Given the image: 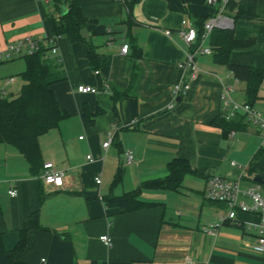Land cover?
<instances>
[{
	"label": "crops",
	"instance_id": "obj_1",
	"mask_svg": "<svg viewBox=\"0 0 264 264\" xmlns=\"http://www.w3.org/2000/svg\"><path fill=\"white\" fill-rule=\"evenodd\" d=\"M54 2L0 0V51L17 38L47 34L46 15L58 14ZM78 3L87 19L83 41L62 34L57 42L65 79L53 92L65 115L38 137L42 161L62 169L64 183L43 184L19 151L0 142V264L35 211L40 228L27 231L25 248L7 264H264V252L250 247L259 232L256 214L238 212L213 235L203 230L226 212L221 202L204 197L207 176L241 173L240 186L259 185L264 193L252 180L264 176L258 129L244 119L228 131L216 123L224 85L232 86L234 100L245 102L244 82H234L229 68L213 61L212 51L196 52L198 72L190 89L166 108L173 86L185 76L179 66L187 49L178 36L181 21L188 18L195 26L211 6L206 0H137L127 10L120 0ZM230 28L236 39L252 40L232 50L229 62L262 70L251 104L264 112V20L239 19ZM89 44L108 58L106 64L91 68ZM7 76L13 75H0V82ZM81 84L96 92L78 93ZM108 134L111 143L103 148ZM126 150L133 154L130 163L124 162ZM173 158L187 160L197 173L185 174L175 190L140 187L139 198L155 205L123 211L104 202L105 196L166 176ZM102 234L109 245L99 239Z\"/></svg>",
	"mask_w": 264,
	"mask_h": 264
},
{
	"label": "trees",
	"instance_id": "obj_2",
	"mask_svg": "<svg viewBox=\"0 0 264 264\" xmlns=\"http://www.w3.org/2000/svg\"><path fill=\"white\" fill-rule=\"evenodd\" d=\"M135 1L137 0H124L123 4L129 10ZM61 5L65 7L63 14L59 13ZM54 6L58 14H48L45 17L47 34H64L71 42L83 41L81 29L86 24L87 19L81 12L78 0H55ZM217 10L218 4L211 7L210 13L205 17L197 19V24L195 23L196 40L192 48L200 43L204 21L209 16L214 15ZM222 14L230 17L233 22L239 19L264 20V0H229L224 6ZM251 43V39H236L233 28H214L208 37L213 61L226 65L238 80L244 82L245 102L252 106L251 103L256 98L257 88L262 79V70L258 67L229 62V54L232 50L248 47ZM22 56L25 68L21 74L23 84L20 90L14 96H0V142L11 145L19 151L26 159L29 172L39 178L43 171V161L38 137L55 127L65 115L53 92V85L64 80L65 75L59 69L61 64L53 62L47 54L46 47L42 45L32 53H25ZM87 57L93 69L108 62V58L96 53L90 44L88 45ZM88 117V111L84 110L82 113L83 120L88 121ZM243 119L244 117L238 114L233 119L226 120L220 113L216 123L224 131H228L231 128H236ZM260 149L264 150V148ZM167 170V175L162 178L142 182L139 188L135 190L120 195L110 194L105 196L103 200L107 205L119 207L123 211L151 207L155 204L139 198L140 187L175 190L185 174L197 173L196 169L182 158L171 159L167 164ZM120 175V170H118L114 182L119 180ZM262 187L264 188V186ZM36 213L35 211L29 216L19 231V240L10 251L5 264L13 261L14 255L25 248L27 231L32 228H40Z\"/></svg>",
	"mask_w": 264,
	"mask_h": 264
},
{
	"label": "built area",
	"instance_id": "obj_3",
	"mask_svg": "<svg viewBox=\"0 0 264 264\" xmlns=\"http://www.w3.org/2000/svg\"><path fill=\"white\" fill-rule=\"evenodd\" d=\"M124 3V0H120ZM229 0H206V3L213 7L218 4L217 12L209 16L203 23V32L198 46L192 48L196 40V28L192 22L185 18L181 21V27L178 30V36L187 46L184 52V58L179 63V66L185 71V76L181 81L177 82L171 90V101L166 105V108L171 109L174 106L176 99L184 95L190 89V82L198 72L197 66L194 61L196 52L202 54H210L211 48L203 45V42L208 39L209 34L214 28H230L232 26V19L222 14L224 6ZM61 34H45L42 38H33L31 36H24L15 40L9 41L5 44L4 48L0 51V61L10 59L14 56L22 55L25 53H32L37 50L40 45L46 47L47 54L52 58L53 62L61 64L58 55V40ZM128 50V44L123 43L120 46L121 54H125ZM233 75V74H232ZM14 81L13 76L3 77L1 79L2 87L0 88V96H6V87ZM233 81L237 82L238 79L233 75ZM78 93L96 92V89L89 85H78L76 87ZM232 86L229 84L224 85V90L220 94L222 116L226 120L233 119L238 114L244 117V120L249 125L258 129L260 134V148H264V112L255 109L253 106L246 102H238L234 100L230 92ZM112 134H108L106 140L102 143L103 148L110 145ZM89 157V156H88ZM133 159L132 151L126 150L124 152V162L130 163ZM231 165L235 162L231 161ZM43 171L39 175V179L45 185L55 188H60L64 183V171L53 165L52 162L46 161L42 165ZM242 174H236L235 178H227L222 175H209L206 178L204 186L205 198L221 202L225 205V215L220 216L216 223L204 227L203 230L207 234H215L216 228L223 223L226 219L235 220L237 213H254L256 214L257 226L259 228L258 235L251 249L258 253L264 252V193L260 190L259 185L252 187H242L239 182ZM95 182L100 183V177H94ZM10 195H15V189L11 188L7 191ZM99 239L106 245H109L111 240L106 234L99 236Z\"/></svg>",
	"mask_w": 264,
	"mask_h": 264
},
{
	"label": "rangeland",
	"instance_id": "obj_4",
	"mask_svg": "<svg viewBox=\"0 0 264 264\" xmlns=\"http://www.w3.org/2000/svg\"><path fill=\"white\" fill-rule=\"evenodd\" d=\"M4 63L0 65V75H13L15 77V81L11 87L8 88V92L6 96H14L16 92L20 90V87L23 84L22 72L25 68V62L22 55L14 56L7 61H3ZM1 86V82H0ZM263 191V190H262Z\"/></svg>",
	"mask_w": 264,
	"mask_h": 264
},
{
	"label": "water",
	"instance_id": "obj_5",
	"mask_svg": "<svg viewBox=\"0 0 264 264\" xmlns=\"http://www.w3.org/2000/svg\"><path fill=\"white\" fill-rule=\"evenodd\" d=\"M64 12H65V7L63 5H61L60 14H63ZM252 180H253V182L264 186V176L255 175V176H253Z\"/></svg>",
	"mask_w": 264,
	"mask_h": 264
}]
</instances>
